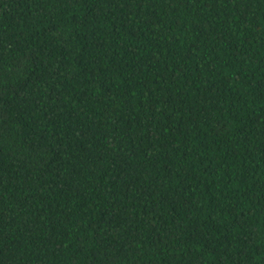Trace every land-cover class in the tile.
Returning a JSON list of instances; mask_svg holds the SVG:
<instances>
[{"label":"trees","instance_id":"16d2710c","mask_svg":"<svg viewBox=\"0 0 264 264\" xmlns=\"http://www.w3.org/2000/svg\"><path fill=\"white\" fill-rule=\"evenodd\" d=\"M0 264H264V0H0Z\"/></svg>","mask_w":264,"mask_h":264}]
</instances>
